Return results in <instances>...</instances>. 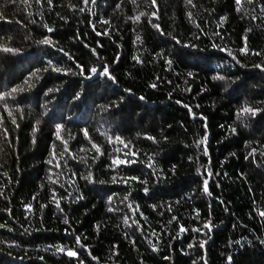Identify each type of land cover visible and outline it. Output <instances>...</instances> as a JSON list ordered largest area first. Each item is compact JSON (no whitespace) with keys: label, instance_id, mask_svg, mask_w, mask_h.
<instances>
[{"label":"trees","instance_id":"obj_1","mask_svg":"<svg viewBox=\"0 0 264 264\" xmlns=\"http://www.w3.org/2000/svg\"><path fill=\"white\" fill-rule=\"evenodd\" d=\"M262 9L0 0V264H264Z\"/></svg>","mask_w":264,"mask_h":264},{"label":"snow or ice","instance_id":"obj_2","mask_svg":"<svg viewBox=\"0 0 264 264\" xmlns=\"http://www.w3.org/2000/svg\"><path fill=\"white\" fill-rule=\"evenodd\" d=\"M89 2H90V0H83V4H84L85 6H88ZM133 2H134V0H133ZM151 2H152L153 5H155L156 0H151ZM187 2H188V3H191L192 0H187ZM235 2H236L237 5H240L241 0H235ZM248 2L251 3L252 0H248ZM49 3H51V0H49ZM91 3L94 4V3H95V0H91ZM83 10H84L83 8L80 9V11H83ZM237 10L239 11V8H238ZM262 10H264V9H262ZM144 15H145L144 12H140V13H139V16L135 17V19L138 20L140 16H144ZM153 15H154V14H153ZM0 19H4V17H3L2 14H0ZM253 19H255V17H253ZM157 27H158V26H157ZM48 31L51 32L52 29L49 28ZM41 43H42V44H45V45H50V44H52V41H51L50 39H44V40L41 41ZM3 50H4L5 52L13 51L12 49H9V48H4ZM242 51H246V49H242ZM255 54H256V55H260V53H255ZM257 67H261V66H260V65H257ZM54 70L59 71V69H54ZM261 70H264V67H262ZM90 71H91L93 74L97 73V69H96V68H92V69H90ZM102 74H104V75H108V68H107V66H105V67L103 68ZM189 75H191V74H189ZM215 79H221V80H222V79H224V77H223V76H218V77H215ZM15 91H17V90H16V89H13V92H15ZM4 99H5V96H0V100H4ZM5 107H7V106H5ZM256 111H258V110L252 109V108H250V107H245V108H243V109L241 110V113H240V114L251 113L252 115H255ZM9 115H11L10 112H9ZM2 119H3V118L0 117V120H2ZM12 122L15 123V119H13ZM59 129H60V126L57 125V131H59ZM234 131H235V129H233V132H234ZM85 135H87V133H85ZM116 139H117V140H120V137H116ZM149 139H153V138L149 137ZM205 139H206V138H205ZM121 142H123V141H121ZM201 143H203V141H201ZM126 146H127V145H126ZM93 147H96V146L93 145ZM96 150H97V152H99V148H98V147H96ZM205 151H206V149H205ZM253 151H255V150H253ZM130 154H132V153H125L126 156H127V155H130ZM113 163L119 165V164L135 163V161H134V160H131V161H128V160H113ZM149 166L151 167V165H149ZM209 175H210V173H209ZM87 178L90 179V177H87ZM114 179H115V178H114ZM132 179H135V178H132ZM207 184H208V181L205 180V181H204V191H205L206 193L208 192ZM145 191H146V189H145ZM125 199H127V197H125ZM28 207H29V209H30V206H28ZM57 207H59V203H57ZM109 211H112V209H109ZM260 215H261V216H264V212H261ZM127 219H128V218L125 217V223H127ZM64 222L67 223L68 221L65 220ZM0 227H3V225H0ZM203 227H204V228H208L209 230H211L210 222H209V223H205ZM179 230H180L181 232L186 231V229H185L183 226H181ZM193 231H199V229H193ZM76 242H77V244L80 243V238H79V237L76 238ZM200 246L203 248L204 243H201ZM81 247H85V246H84V245H81ZM57 250H58L59 252H62V253H64V254H66V255L69 256V257H77V258H78V253H77L76 251L72 250V249L58 248ZM85 250H86V249H85ZM156 250H157V249H156L155 247H153V251H156ZM230 259H231V258H229V260H230ZM79 264H84V262H83L82 260H80V261H79Z\"/></svg>","mask_w":264,"mask_h":264}]
</instances>
